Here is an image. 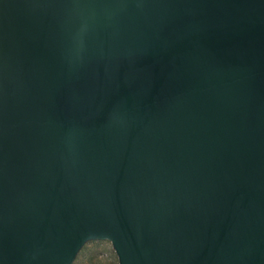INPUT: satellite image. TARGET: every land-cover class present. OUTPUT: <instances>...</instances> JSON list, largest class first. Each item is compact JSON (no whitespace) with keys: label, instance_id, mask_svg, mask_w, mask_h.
Listing matches in <instances>:
<instances>
[{"label":"water","instance_id":"obj_1","mask_svg":"<svg viewBox=\"0 0 264 264\" xmlns=\"http://www.w3.org/2000/svg\"><path fill=\"white\" fill-rule=\"evenodd\" d=\"M264 264V0H0V264Z\"/></svg>","mask_w":264,"mask_h":264},{"label":"rangeland","instance_id":"obj_2","mask_svg":"<svg viewBox=\"0 0 264 264\" xmlns=\"http://www.w3.org/2000/svg\"><path fill=\"white\" fill-rule=\"evenodd\" d=\"M73 264H118L115 252L108 241L87 243Z\"/></svg>","mask_w":264,"mask_h":264}]
</instances>
